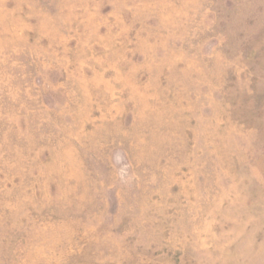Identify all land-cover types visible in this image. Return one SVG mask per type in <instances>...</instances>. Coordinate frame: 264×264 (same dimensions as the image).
Masks as SVG:
<instances>
[{
    "label": "rangeland",
    "instance_id": "374dc122",
    "mask_svg": "<svg viewBox=\"0 0 264 264\" xmlns=\"http://www.w3.org/2000/svg\"><path fill=\"white\" fill-rule=\"evenodd\" d=\"M0 264H264V0H0Z\"/></svg>",
    "mask_w": 264,
    "mask_h": 264
}]
</instances>
